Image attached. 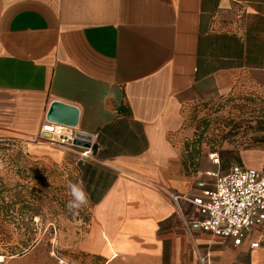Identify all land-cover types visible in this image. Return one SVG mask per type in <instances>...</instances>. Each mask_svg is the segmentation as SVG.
Masks as SVG:
<instances>
[{
  "label": "crops",
  "instance_id": "1",
  "mask_svg": "<svg viewBox=\"0 0 264 264\" xmlns=\"http://www.w3.org/2000/svg\"><path fill=\"white\" fill-rule=\"evenodd\" d=\"M240 89L264 96V0H0V140L75 168L80 249L104 264H264V229L240 246L189 231L197 213L166 195L217 172L182 165L186 108ZM52 102L78 110L83 162L41 139Z\"/></svg>",
  "mask_w": 264,
  "mask_h": 264
},
{
  "label": "rangeland",
  "instance_id": "2",
  "mask_svg": "<svg viewBox=\"0 0 264 264\" xmlns=\"http://www.w3.org/2000/svg\"><path fill=\"white\" fill-rule=\"evenodd\" d=\"M235 92L186 108L172 138L181 153L192 151L193 158L185 159L186 172L197 176L213 166L224 173L239 161L264 173V112H259L264 110V99L255 98L249 104L255 112H248L246 107L240 109L246 91ZM211 153H216L218 165L209 160ZM70 181H78L74 167L35 159L19 143L0 140V205H11L8 215L0 212L1 264H104L80 249L89 207L68 210ZM23 243L27 245L22 247ZM2 246L18 248V254L5 253Z\"/></svg>",
  "mask_w": 264,
  "mask_h": 264
},
{
  "label": "built area",
  "instance_id": "3",
  "mask_svg": "<svg viewBox=\"0 0 264 264\" xmlns=\"http://www.w3.org/2000/svg\"><path fill=\"white\" fill-rule=\"evenodd\" d=\"M45 142L74 149L73 144L79 132L76 128L45 122L40 130ZM90 157V149L84 148L78 155V162ZM209 160L218 165L216 154ZM209 180H197L194 187L183 195L167 192L170 201L180 210V203L186 202L198 217L186 221L189 231H201L215 237L227 238L234 246H240L253 232L264 229V173L243 166H231L226 172H207ZM251 250L259 248L258 242L249 245ZM201 264H210L207 258Z\"/></svg>",
  "mask_w": 264,
  "mask_h": 264
},
{
  "label": "water",
  "instance_id": "4",
  "mask_svg": "<svg viewBox=\"0 0 264 264\" xmlns=\"http://www.w3.org/2000/svg\"><path fill=\"white\" fill-rule=\"evenodd\" d=\"M78 117V110L74 106L63 104L61 102H52L46 113L47 122L73 128H76L78 125ZM82 139L86 141L89 140V138L84 137V135L77 134L73 144L78 147L82 146L89 148L87 147L88 144L86 142H81Z\"/></svg>",
  "mask_w": 264,
  "mask_h": 264
},
{
  "label": "trees",
  "instance_id": "5",
  "mask_svg": "<svg viewBox=\"0 0 264 264\" xmlns=\"http://www.w3.org/2000/svg\"><path fill=\"white\" fill-rule=\"evenodd\" d=\"M236 92L235 91H233V92H231V93H229L228 95H226V96H222V97H220V98H225V97H228V96H230V95H234ZM237 94H241V93H237ZM242 95V94H241ZM243 96H245L246 98H243V100H244V102H246L245 103V105H241L240 106V109H243V108H245L246 107V109L248 110V112H255V110L254 109H251L250 107H249V104H251V102H253V100L255 99V98H261V99H264V96L263 95H260V94H257V93H253V92H247L246 91V93H244L243 94ZM230 101H232V99L230 98V99H228V100H226V102H230ZM197 102V101H196ZM193 104V103H192ZM190 106V105H189ZM250 108V109H249ZM217 111V110H216ZM259 112H264V110H261V111H259ZM187 153H188V155H187ZM182 165L184 166V168H185V170L187 169V166H186V157L187 158H189L190 160L193 158V156H192V151L190 152V150H189V152H187V150L186 151H183L182 153ZM211 154H216V153H211ZM225 163V162H224ZM234 165H241L240 164V162L238 161V164H233V165H231V166H234ZM230 166V167H231ZM229 167V168H230ZM228 168V169H229ZM10 208H11V205L9 204V203H4V202H2V204L0 205V212L1 213H6L7 215H8V213L10 212ZM27 244L26 243H23V244H21V246L22 247H25ZM2 249H3V251H5V253H8V254H11L12 256L13 255H17L18 254V252L17 251H19V249L18 248H12V247H8V246H2Z\"/></svg>",
  "mask_w": 264,
  "mask_h": 264
},
{
  "label": "clouds",
  "instance_id": "6",
  "mask_svg": "<svg viewBox=\"0 0 264 264\" xmlns=\"http://www.w3.org/2000/svg\"><path fill=\"white\" fill-rule=\"evenodd\" d=\"M67 187L72 197L66 205L69 211L79 210L88 205L89 193L86 190L83 180L76 182L70 181Z\"/></svg>",
  "mask_w": 264,
  "mask_h": 264
},
{
  "label": "bare ground",
  "instance_id": "7",
  "mask_svg": "<svg viewBox=\"0 0 264 264\" xmlns=\"http://www.w3.org/2000/svg\"><path fill=\"white\" fill-rule=\"evenodd\" d=\"M3 262H4V260H3V258L0 256V264L3 263Z\"/></svg>",
  "mask_w": 264,
  "mask_h": 264
}]
</instances>
